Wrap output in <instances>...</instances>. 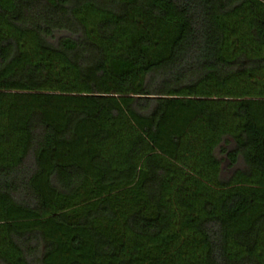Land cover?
<instances>
[{
  "label": "trees",
  "instance_id": "16d2710c",
  "mask_svg": "<svg viewBox=\"0 0 264 264\" xmlns=\"http://www.w3.org/2000/svg\"><path fill=\"white\" fill-rule=\"evenodd\" d=\"M0 264H264V0H0Z\"/></svg>",
  "mask_w": 264,
  "mask_h": 264
},
{
  "label": "rangeland",
  "instance_id": "374dc122",
  "mask_svg": "<svg viewBox=\"0 0 264 264\" xmlns=\"http://www.w3.org/2000/svg\"><path fill=\"white\" fill-rule=\"evenodd\" d=\"M232 147V145L230 146V148ZM217 155H218V157L219 158H221V159H224L225 158V156L221 153V149L220 148H218L217 149ZM243 161L242 160H240V162H239V164H238V168H242L243 167ZM223 169H224V172H223V177H225V178H227V177H229L231 174H232V172H233V170H230L229 168H228V163L227 162H224L223 163ZM186 215H187V213H177V215H176V218H177V220H178V225H180L181 224V222H183V220H184V218L186 217Z\"/></svg>",
  "mask_w": 264,
  "mask_h": 264
}]
</instances>
